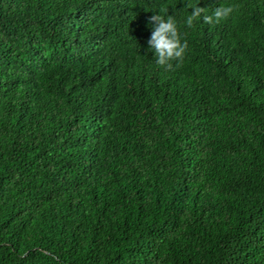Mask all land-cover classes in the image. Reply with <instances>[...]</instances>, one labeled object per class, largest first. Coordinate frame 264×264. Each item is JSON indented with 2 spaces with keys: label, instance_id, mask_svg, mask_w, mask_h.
Listing matches in <instances>:
<instances>
[{
  "label": "trees",
  "instance_id": "trees-1",
  "mask_svg": "<svg viewBox=\"0 0 264 264\" xmlns=\"http://www.w3.org/2000/svg\"><path fill=\"white\" fill-rule=\"evenodd\" d=\"M199 2L0 0V264H264V0Z\"/></svg>",
  "mask_w": 264,
  "mask_h": 264
},
{
  "label": "clouds",
  "instance_id": "clouds-1",
  "mask_svg": "<svg viewBox=\"0 0 264 264\" xmlns=\"http://www.w3.org/2000/svg\"><path fill=\"white\" fill-rule=\"evenodd\" d=\"M184 3L183 11L186 12L184 24L188 28H194L196 22L200 21L208 25L219 24L229 19L239 8L238 5L221 3L209 15L208 9L199 6L200 2L193 3V0H184ZM168 13L167 8H161L159 14L149 18V23L154 27L148 40L149 48L155 54V63L166 71L173 68L174 61L176 66H179L188 50L187 40L180 31V23L175 15Z\"/></svg>",
  "mask_w": 264,
  "mask_h": 264
}]
</instances>
